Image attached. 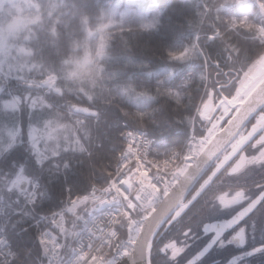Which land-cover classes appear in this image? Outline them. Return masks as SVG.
Returning a JSON list of instances; mask_svg holds the SVG:
<instances>
[{
	"label": "trees",
	"instance_id": "obj_1",
	"mask_svg": "<svg viewBox=\"0 0 264 264\" xmlns=\"http://www.w3.org/2000/svg\"><path fill=\"white\" fill-rule=\"evenodd\" d=\"M30 1L36 11L29 9V18H37L7 41V51L17 45L26 51L13 61L22 72L19 76L9 71L8 76H55V88L42 102L28 108L22 101L26 108L21 135L27 134L29 124L46 121L54 133L57 127L58 135L47 143L51 152L14 144L0 153L1 201L11 203L17 195L8 189L16 172L12 163L40 183L32 209L0 210V233L14 255L11 264H44L38 235L48 224L40 216L58 211L66 191L82 195L92 179L102 184L110 179L123 129L147 130L161 159L183 145L205 84L206 55L225 49L204 45L205 35L237 36L225 30L231 16L241 15L218 7L228 6L226 0H144L139 14L124 15L120 12L130 8L126 5L132 0ZM255 1L252 6L264 5V0ZM112 10L115 15L108 23L105 15ZM245 14L255 20L262 16L259 9ZM261 45L264 49V41ZM85 56L86 63L79 64ZM59 104L86 106L97 114H75V130L70 117L55 108ZM15 113L0 107V122L13 124ZM76 136L88 155L73 142ZM66 140L72 144L68 150L63 149Z\"/></svg>",
	"mask_w": 264,
	"mask_h": 264
},
{
	"label": "flooded vegetation",
	"instance_id": "obj_2",
	"mask_svg": "<svg viewBox=\"0 0 264 264\" xmlns=\"http://www.w3.org/2000/svg\"><path fill=\"white\" fill-rule=\"evenodd\" d=\"M243 38L221 35L203 42L225 49L206 55L207 84L201 119L196 122L199 139L207 140L222 130L259 83L252 67L251 42ZM241 71L245 75L240 76ZM218 216L230 220L231 242L246 244L244 253L264 249V101L198 179L173 219L157 231L150 264H197L200 230ZM259 259L251 257L252 264ZM241 264H247V257Z\"/></svg>",
	"mask_w": 264,
	"mask_h": 264
},
{
	"label": "rangeland",
	"instance_id": "obj_3",
	"mask_svg": "<svg viewBox=\"0 0 264 264\" xmlns=\"http://www.w3.org/2000/svg\"><path fill=\"white\" fill-rule=\"evenodd\" d=\"M128 5L131 6L130 8L122 9L120 14H139L141 12V6L144 4V0H132L127 1ZM228 6H218L219 8H231L236 13H239L241 15L231 16L228 20V25L225 31H228V28L234 29L235 33H240V30H244L247 35H244L246 33H242L240 37H245L241 40H247L250 41L249 43L250 47V53L253 52V66L257 65V67L260 66L263 61L261 60L259 63L260 55L264 52L263 46L261 45L264 41V5H258V6H252L256 3L255 0H226L225 2ZM24 6V7H22ZM29 9L31 11H36V6H33L31 4L30 0H0V87H2V91L0 94L2 97L0 98V107L4 111L9 112H16L17 115L15 122L13 124L7 125L6 122H0V153L7 152L6 150L14 144H18L19 146L25 147L30 150H43L46 151H52L48 147V142L55 138V135L57 131V127L54 130H51V127L47 121L42 125H28V132L23 137L21 134H23L21 126H22V120L24 117V114H22L24 108H26V105L23 103H27V107L31 108L37 105L39 102H42L46 96L52 94L51 91L55 88L56 79L53 74H45L42 77L39 78H28V79H22L18 77H9L8 74L9 71L12 72V74H19L22 72V67H16L13 61L16 60V57L18 55L26 53L25 50H22L21 47L12 46L11 51L8 50V40L10 38H14L16 35H18V32L22 30L24 27H26L27 23L30 21L31 18L35 19L37 17H31L29 18ZM259 9V12L261 13V17L257 20H255L254 16L249 17L248 14H245L246 10H250L251 12H256V10ZM11 10V12H10ZM23 10H26L27 12L23 14V17H21ZM116 11V9H113ZM109 12L107 15H105V18H107V22H110V19L112 16L115 15L114 11ZM10 12L9 15L6 18V15ZM105 22V23H107ZM213 36V35H212ZM219 37V36H217ZM248 49V50H249ZM262 49V50H260ZM12 60V61H11ZM11 61V62H10ZM87 61V57L81 58L78 63L84 64ZM205 66H206V60H205ZM264 66V65H263ZM251 70V69H250ZM255 73V71H254ZM206 74H207V66H206ZM244 74V71H241L240 76ZM28 80V81H25ZM25 81V82H23ZM205 83L207 84L206 78ZM205 86V84H204ZM204 88V87H203ZM20 90V91H19ZM25 90V93H23ZM204 91V90H203ZM200 95L199 101L197 103V106L195 108V111L193 113L195 120H194V126L191 127L192 131L188 132L186 139L183 143L188 141V139L191 137L194 139L195 144L197 148H195V152L206 143L207 140L199 139L198 131H197V120L201 119L200 114L202 112L203 103L201 102L202 94ZM23 101V102H22ZM76 105V104H75ZM55 108L62 109L69 117L70 121L75 124V130L78 129L79 126V119L75 117V114L71 108V105L69 104H59L57 107L54 105ZM30 111V109H29ZM3 115V114H2ZM1 115V116H2ZM130 128V127H129ZM147 131V130H146ZM215 133V132H214ZM213 133V134H214ZM191 134V135H190ZM71 140H66L63 143V149L70 148L72 144L70 143ZM74 143H79L83 151L86 152V155H88V148L87 146H84L83 142L77 138V136L73 139ZM182 145V146H183ZM197 149V150H196ZM123 153V145L122 149L119 152L117 156V160L120 159V156ZM12 166L14 169L22 168V166L12 163ZM116 163L113 166L112 169V175L110 179L105 183L102 184L100 182L95 181L92 179L90 181V184L87 188V191L84 194H72L68 191H66V195L63 199L62 207L50 215H42L40 218L45 221L46 228L41 230L38 235V241L41 244L44 252V264L46 263V247L45 242L41 238L43 232H49L52 237H54L56 240H58L64 247L63 257H61V260H66L69 256V250L72 245V243L75 241V234L81 230H83L87 225L88 221L91 220V217L96 213V211H93L94 205L98 204L103 198L110 197L114 198V191L116 188V183L114 182V174L113 172L115 170ZM35 181L37 185H40L39 179L35 178ZM39 189V186H38ZM136 190L132 191L131 194V202L133 203L132 207L130 208V214L133 216V220H140L141 216L148 210L149 208L141 209L137 205V202H135L134 194ZM36 198V195L34 196ZM13 204H18V201H13ZM121 207H122V200H121ZM129 201H125V206L128 207ZM117 227L115 228V231L119 233V237H122V211L119 219V223H117ZM13 254V253H12ZM14 256V255H13Z\"/></svg>",
	"mask_w": 264,
	"mask_h": 264
},
{
	"label": "built area",
	"instance_id": "obj_4",
	"mask_svg": "<svg viewBox=\"0 0 264 264\" xmlns=\"http://www.w3.org/2000/svg\"><path fill=\"white\" fill-rule=\"evenodd\" d=\"M121 140L123 153L113 171L116 183L114 198L105 197L97 204L96 213L88 225L75 234L72 250L64 261L61 260V243L49 232H43L41 238L46 243L47 264H116L140 227V222L133 221L129 213L133 205L130 198L132 191L136 190L134 199L139 208L156 206L161 201L163 188L172 184L178 167L195 154L192 135L181 149L172 151L162 159L152 155L154 137L147 131L128 129ZM16 180L21 190L28 186L27 180ZM31 186L30 195L35 191L36 183L33 181ZM125 201H129L128 207ZM121 211L127 223L122 226L124 235L119 237L115 228ZM8 251L9 244L0 236V264L11 262L12 256Z\"/></svg>",
	"mask_w": 264,
	"mask_h": 264
},
{
	"label": "water",
	"instance_id": "obj_5",
	"mask_svg": "<svg viewBox=\"0 0 264 264\" xmlns=\"http://www.w3.org/2000/svg\"><path fill=\"white\" fill-rule=\"evenodd\" d=\"M263 61L259 67L255 65L256 78H260L259 83L254 87L250 95L240 103L238 110L228 124L200 147L191 158L184 162L178 169L176 178L171 187L163 189L162 202L156 209L146 211L142 216L143 222L138 238L131 244L128 252L123 255L117 264H150V250L152 240L159 228L168 218L171 220L174 213L182 206L185 197L193 188L198 179L208 169L216 156L231 142L236 136L240 126L245 123L251 113L264 101V52L260 55L259 61ZM253 66V63H252ZM2 87H0V92ZM74 113L84 116H96L97 112L86 106L71 105ZM173 215V217H172ZM169 220V221H171Z\"/></svg>",
	"mask_w": 264,
	"mask_h": 264
},
{
	"label": "snow or ice",
	"instance_id": "obj_6",
	"mask_svg": "<svg viewBox=\"0 0 264 264\" xmlns=\"http://www.w3.org/2000/svg\"><path fill=\"white\" fill-rule=\"evenodd\" d=\"M230 220L218 216L205 224L200 230V244L198 251L200 259L197 264H241L247 257V264H252L251 257L258 256L257 264H264V249L258 251L243 252L247 245H233L230 238L231 228L228 227ZM240 253L239 255H237Z\"/></svg>",
	"mask_w": 264,
	"mask_h": 264
},
{
	"label": "bare ground",
	"instance_id": "obj_7",
	"mask_svg": "<svg viewBox=\"0 0 264 264\" xmlns=\"http://www.w3.org/2000/svg\"><path fill=\"white\" fill-rule=\"evenodd\" d=\"M153 210L156 209L155 207H151Z\"/></svg>",
	"mask_w": 264,
	"mask_h": 264
}]
</instances>
